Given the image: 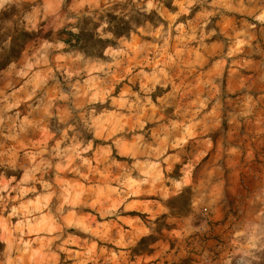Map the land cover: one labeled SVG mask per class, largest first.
<instances>
[{
    "label": "clouds",
    "instance_id": "1",
    "mask_svg": "<svg viewBox=\"0 0 264 264\" xmlns=\"http://www.w3.org/2000/svg\"><path fill=\"white\" fill-rule=\"evenodd\" d=\"M0 264H264V0H0Z\"/></svg>",
    "mask_w": 264,
    "mask_h": 264
}]
</instances>
